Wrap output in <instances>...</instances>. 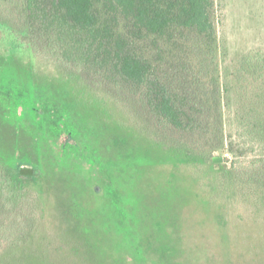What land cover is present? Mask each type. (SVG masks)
<instances>
[{
    "label": "rangeland",
    "instance_id": "1",
    "mask_svg": "<svg viewBox=\"0 0 264 264\" xmlns=\"http://www.w3.org/2000/svg\"><path fill=\"white\" fill-rule=\"evenodd\" d=\"M214 1L219 150L211 122L191 144L155 132L128 93L122 102L33 53L24 0H0V170L9 180L17 167L35 170L5 187L28 206L0 205V222L23 217L0 264H135L139 244L153 264H264V192L245 164L262 153L253 127L264 122V0ZM43 106L60 130L38 125Z\"/></svg>",
    "mask_w": 264,
    "mask_h": 264
},
{
    "label": "trees",
    "instance_id": "2",
    "mask_svg": "<svg viewBox=\"0 0 264 264\" xmlns=\"http://www.w3.org/2000/svg\"><path fill=\"white\" fill-rule=\"evenodd\" d=\"M214 8V0H24L26 35L33 53H46L91 85L104 82L122 102L128 93L155 132L168 130L191 144L201 125L211 122L213 134L218 135L214 150H219L225 140ZM211 107L217 114L213 119L208 116ZM34 108L32 103L37 117ZM42 109L38 125L50 123L51 130H60V116L50 118L52 113ZM253 128L261 138L262 153L245 160L246 174L264 192V122L260 129ZM232 147L229 142V153ZM9 174L10 180L0 170V184L6 183L0 193L11 179L21 184L34 180L35 170L17 167ZM5 191L1 206L12 204L20 210L26 206L25 198L17 205L15 188ZM120 214L115 220L121 219L122 225L125 216ZM21 216L0 222V253L22 236ZM137 240L145 241L140 235ZM142 245L138 246L146 251L148 245ZM136 249L135 264H153Z\"/></svg>",
    "mask_w": 264,
    "mask_h": 264
},
{
    "label": "water",
    "instance_id": "3",
    "mask_svg": "<svg viewBox=\"0 0 264 264\" xmlns=\"http://www.w3.org/2000/svg\"><path fill=\"white\" fill-rule=\"evenodd\" d=\"M213 161H214V162H220V161H221V157H214V158H213Z\"/></svg>",
    "mask_w": 264,
    "mask_h": 264
}]
</instances>
